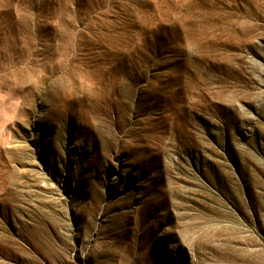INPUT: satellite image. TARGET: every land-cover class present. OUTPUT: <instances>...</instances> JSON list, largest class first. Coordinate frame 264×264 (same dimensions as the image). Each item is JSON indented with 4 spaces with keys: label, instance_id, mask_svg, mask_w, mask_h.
Wrapping results in <instances>:
<instances>
[{
    "label": "rangeland",
    "instance_id": "1",
    "mask_svg": "<svg viewBox=\"0 0 264 264\" xmlns=\"http://www.w3.org/2000/svg\"><path fill=\"white\" fill-rule=\"evenodd\" d=\"M0 264H264V0H0Z\"/></svg>",
    "mask_w": 264,
    "mask_h": 264
}]
</instances>
